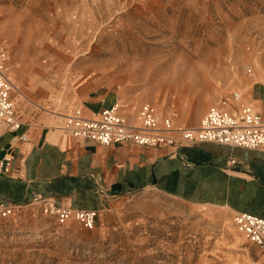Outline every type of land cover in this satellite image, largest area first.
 <instances>
[{
  "label": "rangeland",
  "instance_id": "rangeland-1",
  "mask_svg": "<svg viewBox=\"0 0 264 264\" xmlns=\"http://www.w3.org/2000/svg\"><path fill=\"white\" fill-rule=\"evenodd\" d=\"M0 41L24 119L111 89L123 115L149 103L197 126L264 81V0H0ZM232 217L151 188L114 198L92 229L22 206L0 222V264H263Z\"/></svg>",
  "mask_w": 264,
  "mask_h": 264
},
{
  "label": "crops",
  "instance_id": "crops-1",
  "mask_svg": "<svg viewBox=\"0 0 264 264\" xmlns=\"http://www.w3.org/2000/svg\"><path fill=\"white\" fill-rule=\"evenodd\" d=\"M240 95L237 107L249 105L264 114L263 82L250 86V103ZM11 97L16 107L20 101L16 91ZM115 101L117 96L109 89L101 97L85 99L70 114L79 108L83 116L95 117ZM16 112L22 121L17 131L0 121V157L6 150L12 155L10 172L0 174V202L17 205L15 212L31 205L35 193L51 196L58 205L100 212L109 209L116 197L151 188L195 205L264 218V150L215 143L175 148L130 142L102 146L66 132L63 126L69 114L27 110L24 119L22 110L16 107ZM123 112L131 123L139 122L137 114L132 118ZM59 118H64L63 124ZM22 133L25 140L19 138ZM230 159L237 163L231 164Z\"/></svg>",
  "mask_w": 264,
  "mask_h": 264
},
{
  "label": "built area",
  "instance_id": "built-area-1",
  "mask_svg": "<svg viewBox=\"0 0 264 264\" xmlns=\"http://www.w3.org/2000/svg\"><path fill=\"white\" fill-rule=\"evenodd\" d=\"M7 51L0 41V121L10 130L17 131L22 125L15 103L11 97L16 85L8 76ZM251 74V65L244 67ZM241 95L232 91L222 95L219 103L211 107L197 126H177L168 117L157 114L149 103L142 104L139 122L131 123L120 113L118 105L103 108L95 117H85L77 108L65 116L63 129L74 137L90 140L102 146L130 142L147 147H171L197 143H215L229 147L249 150H264V114L256 112L249 105L237 107ZM19 138L25 140L22 133ZM231 164L237 163L230 159ZM12 155L6 150L0 157V174H8L11 169ZM37 205L47 216L59 224L76 220L87 229L95 226L98 211L95 209L70 208L56 204L51 196L35 193L30 201ZM17 205L0 202V222L12 216ZM233 223L263 253L264 264V218L248 212L236 211Z\"/></svg>",
  "mask_w": 264,
  "mask_h": 264
},
{
  "label": "bare ground",
  "instance_id": "bare-ground-1",
  "mask_svg": "<svg viewBox=\"0 0 264 264\" xmlns=\"http://www.w3.org/2000/svg\"><path fill=\"white\" fill-rule=\"evenodd\" d=\"M257 79V78H256ZM258 80V79H257ZM264 82V81H263ZM15 84V83H14ZM16 92H17V95H19V97H21V98H24V97H26V95H24V92L21 90V89H19L18 87H16ZM28 99V98H27ZM29 100H30V98H29ZM32 100V99H31ZM33 101V100H32ZM54 112V111H53ZM58 115L59 116H61L62 114H60V113H58ZM62 117V116H61Z\"/></svg>",
  "mask_w": 264,
  "mask_h": 264
}]
</instances>
